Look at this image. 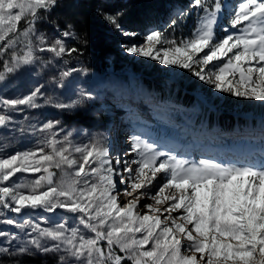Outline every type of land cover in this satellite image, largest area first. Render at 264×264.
<instances>
[{
	"label": "snow or ice",
	"instance_id": "obj_1",
	"mask_svg": "<svg viewBox=\"0 0 264 264\" xmlns=\"http://www.w3.org/2000/svg\"><path fill=\"white\" fill-rule=\"evenodd\" d=\"M57 4L58 0H0V55L10 52L0 81L6 79L5 73L39 59L33 38L39 42L36 51L56 57L76 51L67 49L60 38L44 47L47 38L37 35V21ZM222 7V0H192L189 8L200 9L202 15L190 38L177 41L152 30L144 44L126 46V51L194 71L221 92L264 102V0H240L229 20L236 31L226 28L227 34L217 39L215 26ZM107 19L124 36L138 35L123 31L115 18ZM17 44H23L22 54L14 50ZM209 65L214 70L206 73ZM76 71H62L59 86ZM42 88L39 85L15 99L0 97V127L11 123L8 113L21 105L40 107L38 99L61 110L91 99L90 93L79 92L69 102H54L44 97ZM59 125V121H48L41 126L39 131L47 133L43 146L0 156V216L3 210L19 214L25 209L50 213L64 209L75 215L88 234L67 222L41 227L29 220L19 223L6 218L0 223L13 225L24 237L0 230L4 240L0 254L60 253L58 264H264V152L245 162L202 159L197 163L177 159L132 136V151L139 159L116 158L114 166L103 138L75 143L71 131L60 136ZM41 172L29 182L12 179L17 173ZM129 182L131 191L125 189L123 195L132 199L121 204L117 184ZM146 197L153 203L141 204ZM26 228L31 231L25 232Z\"/></svg>",
	"mask_w": 264,
	"mask_h": 264
},
{
	"label": "rangeland",
	"instance_id": "obj_2",
	"mask_svg": "<svg viewBox=\"0 0 264 264\" xmlns=\"http://www.w3.org/2000/svg\"><path fill=\"white\" fill-rule=\"evenodd\" d=\"M224 1L222 0V5H224L221 9V12L218 14V23L215 26V35L217 39H220L227 34L224 31L226 28L229 32L236 31L235 29H232L230 27L229 20L231 18L233 9L240 2V0H232V4L230 7L226 2L224 3ZM209 2L211 3V0H209ZM192 9L193 8H189L188 6L187 10L185 11V15H180L181 12H178L175 15L177 18V22L170 23V28L168 27L167 30L165 29L159 31L164 32V35L168 39H175L177 41H180L181 39L190 38L194 29L197 27L200 16L202 15L200 9L194 8V16L196 22L192 23L189 18ZM47 14L48 13H44L43 18L37 21L35 25L37 29V35L42 34L47 38V44L44 45V47H47V45L51 44L56 38H60L64 41V44L67 48V38H69L71 35L64 37L63 33L65 31L51 28V26L48 27L46 19ZM185 22L187 23L185 24V28H183ZM24 26L25 25L22 20L19 27L22 29ZM144 37L145 35H141L135 40L128 42L124 46L122 45L121 54L126 60H132L135 62H140L142 60L143 63L156 62L157 65L160 66L161 63L159 62V60H153L150 57L137 56L126 51V46H130L132 44H136L137 46H139L144 44ZM38 43L39 42L33 38V50L35 52V55L39 57V59L32 65L21 66V68L14 73H5L6 79L4 81H0V97L6 99H15L29 94L35 87L43 85L42 92L44 93V97H52L54 102H69L73 99H76L79 92L90 93L91 99L85 100L77 105L76 108L68 110L57 109L51 104H45L44 99H38L37 103L40 105V107L38 108L33 109L21 105L16 111L9 112L8 114L12 117L11 123H9L7 127H0V156H11L17 152L35 150L39 146H43L41 142L44 136L47 135V133H42L39 131V129L44 123L48 121L60 122L59 127L63 129V132L60 133L61 137L64 133L71 131L73 133V140L75 143H87L91 137H96L103 138V143L106 146V141L109 136V129L107 126V121L104 117L113 110H109L108 105L110 103H116L122 100L118 99V95H115V88H110L112 77L108 72L99 76V74L86 70L85 74V69L79 67L80 64L77 61L73 60L70 53L66 52L62 56L56 57L54 53L48 51H36V45ZM157 47L160 46L157 45ZM165 47H167V45H165ZM21 48H23V44H17L14 50L18 54H22ZM26 50L27 49L24 48V51ZM205 51H207V49ZM201 55H203V53H201ZM5 60H10V52H5L3 55H0V71H4L3 63ZM161 65L166 68L167 71H169V68H173L176 66L163 64ZM70 68H75L78 71L73 72L67 78H63V87H60V73ZM138 70L141 73L146 71L145 68L142 67V65H140ZM210 70H214V67L212 65H209L208 68L205 69V72L207 73ZM140 76L142 77V75ZM115 80L119 81L121 85L125 81L120 78H115ZM140 84L142 86V89H144L143 83ZM203 85H205V87L202 89ZM193 86H195V88L199 90H209L206 95L215 98V103L205 104L206 109H209L212 112L223 110L221 114L226 111L235 112L239 116H244L246 119L258 120L262 123L264 122V102L254 99H248L245 97H236L228 92H221L217 90L212 84L206 83L205 81H202L200 79L199 83H194ZM135 87L137 88L139 93L142 92L146 94L147 92H149L147 90H142L137 83H135ZM123 103H128V101H123ZM77 111L85 114L87 120L89 121L88 126H84L72 121V118L75 116L74 113ZM33 126H35V128H33ZM124 129L125 125H120L118 136L120 134V131H124ZM154 134L155 132L153 131L152 135ZM118 136H116L113 148H111L112 154H115L116 152L114 148L119 147V145H117ZM155 139L157 138L155 137ZM159 139H163L162 136H159ZM126 143L128 144V141L125 137L120 140V149L117 151L116 156L123 155L121 153L125 145L127 146ZM254 145V143L247 141V139L244 138V135H241V138L233 137L228 140V146L239 149V151L247 149L248 146L253 147ZM45 150L47 151L48 149L46 148ZM252 159L253 157H251L249 160ZM227 162L228 160L223 163ZM56 171V179H59L61 174L58 170ZM42 174L44 173H17L12 179L17 182H29L38 178ZM120 185L121 184H119V186ZM120 196L118 197V199L120 200L121 204H124L127 202V200L132 199L131 197L124 200ZM148 199L150 200V198L147 197L143 199L144 204L153 203V201H149ZM144 211H147V209H145ZM3 212L4 215L0 216V220L10 218L19 223H22L24 220H29L33 224L39 223L41 227H54L59 223L67 222L68 225L80 227L81 231L85 232V234H88L87 230L83 229V227L78 224L75 215L67 212L64 209H56L51 213L46 212L42 209H25L22 211V213L19 214L12 213L7 210H3ZM166 214L167 213H165V215ZM173 215H177V213H173ZM0 230L6 232H16L19 233L22 238L24 237V232H20L19 229L15 228L13 225L0 223ZM30 231V228L25 229V232ZM3 244V238H0V245ZM15 246L16 244L14 242L13 247ZM30 254L32 255L43 253L33 250V252ZM48 254H54L59 261L60 253ZM20 255L22 254H0V259L9 257H12L13 259L14 257H19Z\"/></svg>",
	"mask_w": 264,
	"mask_h": 264
},
{
	"label": "trees",
	"instance_id": "obj_3",
	"mask_svg": "<svg viewBox=\"0 0 264 264\" xmlns=\"http://www.w3.org/2000/svg\"><path fill=\"white\" fill-rule=\"evenodd\" d=\"M185 2L186 0H58L57 6L47 14L46 19L48 27L72 33L67 38V49H76L70 54L80 64L79 67L99 75L110 68L114 78L126 80L128 72H137L140 65L148 73L157 69V65L153 62L143 63L142 60H126L121 54L120 44L133 41L136 37L126 38L121 35L107 17L115 18L120 28L143 34L150 28H167L172 8L182 7ZM208 91L204 90V94ZM177 97L186 100L183 92ZM215 101L212 98V102ZM74 115L73 122L89 125L84 113L77 111ZM216 115L219 119L221 117V124L227 127L247 124L254 126L257 122L238 114L235 117V113L233 117L229 111ZM0 264H58V259L54 254H22L13 259L2 258Z\"/></svg>",
	"mask_w": 264,
	"mask_h": 264
},
{
	"label": "bare ground",
	"instance_id": "obj_4",
	"mask_svg": "<svg viewBox=\"0 0 264 264\" xmlns=\"http://www.w3.org/2000/svg\"><path fill=\"white\" fill-rule=\"evenodd\" d=\"M179 114L178 113H174L173 114V116H172V118H175V117H177ZM122 131H120V133H121ZM119 137V136H118ZM117 137V138H118ZM117 148H119V147H117ZM115 151H116V149H115ZM117 155V151L115 152V154H114V156H116ZM116 157H118V156H116ZM119 158H120V160L122 159L120 156H119ZM128 191H131V189L130 188H126ZM156 190V189H155ZM125 192V190H123V191H121L120 192V194H122L120 197H122L124 200H126V199H128V198H131V197H125L124 195H123V193ZM155 192V191H154ZM154 192H153V194H154ZM135 195V194H134ZM149 200V199H148ZM151 200V199H150ZM149 200V201H150ZM152 201V200H151ZM140 203L141 204H144V201H143V199L140 201ZM145 210V209H144Z\"/></svg>",
	"mask_w": 264,
	"mask_h": 264
}]
</instances>
